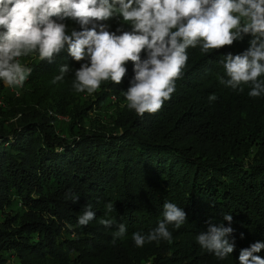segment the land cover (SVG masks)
<instances>
[{"label": "trees", "instance_id": "obj_1", "mask_svg": "<svg viewBox=\"0 0 264 264\" xmlns=\"http://www.w3.org/2000/svg\"><path fill=\"white\" fill-rule=\"evenodd\" d=\"M226 3L0 0V264H264V12Z\"/></svg>", "mask_w": 264, "mask_h": 264}, {"label": "rangeland", "instance_id": "obj_2", "mask_svg": "<svg viewBox=\"0 0 264 264\" xmlns=\"http://www.w3.org/2000/svg\"><path fill=\"white\" fill-rule=\"evenodd\" d=\"M226 7L220 15L219 23L226 26L228 29L234 32L239 29H245L253 25L257 18L264 12V0H226ZM111 102L117 104L115 96L110 97ZM44 105H40L38 108V114L46 115L49 118V123L55 120L67 122L66 116L60 114L58 115L50 109L46 101L43 100ZM121 105V103H120ZM0 106L3 107L2 100L0 99ZM93 107L88 111L90 117L98 116V111L94 110ZM20 117L17 115L16 118ZM68 118V117H67Z\"/></svg>", "mask_w": 264, "mask_h": 264}]
</instances>
